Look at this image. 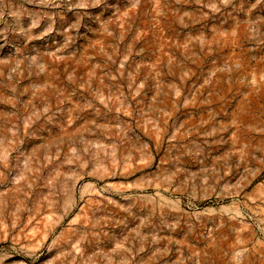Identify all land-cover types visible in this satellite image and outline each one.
Listing matches in <instances>:
<instances>
[{"label": "clouds", "instance_id": "9594fccd", "mask_svg": "<svg viewBox=\"0 0 264 264\" xmlns=\"http://www.w3.org/2000/svg\"><path fill=\"white\" fill-rule=\"evenodd\" d=\"M0 264H264V0H0Z\"/></svg>", "mask_w": 264, "mask_h": 264}]
</instances>
